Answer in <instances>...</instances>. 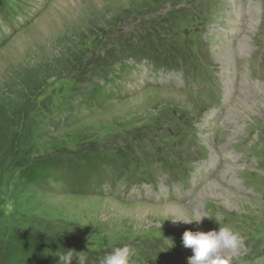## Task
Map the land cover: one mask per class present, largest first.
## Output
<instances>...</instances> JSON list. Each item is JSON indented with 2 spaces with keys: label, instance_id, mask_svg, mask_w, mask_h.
I'll return each instance as SVG.
<instances>
[{
  "label": "rangeland",
  "instance_id": "rangeland-1",
  "mask_svg": "<svg viewBox=\"0 0 264 264\" xmlns=\"http://www.w3.org/2000/svg\"><path fill=\"white\" fill-rule=\"evenodd\" d=\"M10 1L20 11L25 10V19H18V27L13 28L0 14V232L12 235L21 231L32 241L66 240L76 252H85L93 264H100L102 257L125 245L135 249L130 264H140V256L148 257L149 263L156 259L166 264L167 258L177 257L178 262L180 257L167 242L169 237L181 241L183 257L189 259L192 251L189 249L186 255L184 232L218 231V217L226 216L218 226L230 227L243 238L252 231H264V202L242 195L235 185L237 172L248 165L233 163L209 176L198 172L194 181L199 184L190 192V205L163 192L162 200H149L151 188L146 183L138 190V182L156 177L173 185L168 177L171 174L162 173L160 160L173 162L174 171L183 161L193 163L194 169L200 155L196 141L192 142V123L187 119L215 115L213 126L207 130L216 142L241 140L248 148L255 146L252 128L246 127L251 120L256 125L263 121L264 101L239 94L241 76L235 69L237 63L242 66L248 60L256 30L249 26L244 29L245 24L237 28L250 37L246 49L241 50L234 34L228 31L232 29L229 12L211 27L216 37L211 43L215 62L225 61V50L232 44L236 62L223 69L213 65L208 77L189 73L190 78H203L192 86L196 98L202 97L201 104L182 85L177 73L161 77L157 84L151 70L142 64L127 74L120 69L133 51L162 57L158 53L162 48L188 42L184 37L188 29L203 33V28L195 29L193 19L203 25L210 22L212 0ZM257 1L256 5L261 6L264 0ZM262 28L259 25L258 31ZM204 49L207 59L209 51ZM111 72L118 79L122 75V95L103 100L100 106L84 108L95 90L106 85ZM114 82L106 86L107 96ZM172 82L180 85L175 87L169 84ZM241 100L252 108H244ZM60 157L85 167L87 161L90 164L95 159L115 161L119 166L127 162L128 166L114 174L116 178L107 182L105 191H75L56 178L37 180L22 174L23 163L50 162L54 166L53 161ZM69 171L66 167L61 173L68 175ZM208 182L219 183L237 198L233 197L229 205L220 197L202 194ZM182 183L188 185L189 177ZM255 193L264 197L259 187ZM206 201L213 207L211 216L204 211ZM173 203L187 207L189 220L195 213L211 220L205 218L199 225H176L174 217L158 212ZM242 264H264V255Z\"/></svg>",
  "mask_w": 264,
  "mask_h": 264
},
{
  "label": "trees",
  "instance_id": "trees-1",
  "mask_svg": "<svg viewBox=\"0 0 264 264\" xmlns=\"http://www.w3.org/2000/svg\"><path fill=\"white\" fill-rule=\"evenodd\" d=\"M17 6H12L10 0H0V12H5V14H12L14 8ZM171 46V45H170ZM176 48L175 46H172ZM188 52H176L173 56L176 60L181 57L187 56ZM141 57H145L144 52L141 50L133 51L132 55L126 57L127 59L132 58L138 60ZM126 59V60H127ZM166 63L169 64L170 61L166 58ZM122 73H130L131 66L125 65L121 69ZM124 75V74H123ZM121 78V79H120ZM118 79L112 72L106 77V85L98 87L94 94L85 102L84 108H92L95 105L100 106L103 100H106L115 95V92L122 89V75ZM118 79V80H117ZM115 81V82H114ZM112 84L109 92V96L106 94V86ZM118 83V84H117ZM108 84V85H107ZM94 96H97V99H94ZM54 166L48 165L44 162L40 163H23V176L26 178L30 176L36 177L37 180L44 178H56L55 181L61 180L72 190L80 189V192L83 191V188H95L99 186L103 177L110 174H117L121 167H127L128 163L125 162L124 165H117L116 162L109 161L108 163L104 159L99 160L95 159L94 162L88 164L86 162V167L82 166L78 161L73 159H67L60 157L53 161ZM71 168H70V167ZM68 168L70 173L65 175L61 173L62 169ZM70 168V169H69ZM110 175V176H109ZM76 247L66 240L63 239H40L39 241H32L27 236H23L21 231L15 232L12 235H8L6 231L0 232V264H60L57 253H63L68 250H75ZM75 264V260H74ZM86 264H93L89 259L86 258Z\"/></svg>",
  "mask_w": 264,
  "mask_h": 264
},
{
  "label": "clouds",
  "instance_id": "clouds-1",
  "mask_svg": "<svg viewBox=\"0 0 264 264\" xmlns=\"http://www.w3.org/2000/svg\"><path fill=\"white\" fill-rule=\"evenodd\" d=\"M205 218L210 217L201 213H195L190 220L177 219L173 223L183 222L187 224L196 223L199 225ZM221 218L215 221L219 224ZM183 246L192 250L193 255L189 258L188 264H230L231 257L224 255L226 251L235 252L244 244V238L239 232L230 227L220 226L218 231H185L182 237ZM60 264H86L85 252L75 250L57 253ZM135 255V249L125 245L116 247L111 253L100 259V264H130V258Z\"/></svg>",
  "mask_w": 264,
  "mask_h": 264
},
{
  "label": "bare ground",
  "instance_id": "bare-ground-1",
  "mask_svg": "<svg viewBox=\"0 0 264 264\" xmlns=\"http://www.w3.org/2000/svg\"><path fill=\"white\" fill-rule=\"evenodd\" d=\"M223 33V32H222ZM237 45V44H236ZM228 48V47H227ZM240 50V49H239ZM238 51V50H237ZM240 52V51H239ZM238 52V54H239ZM223 53V52H222ZM220 54V53H219ZM223 56V55H222ZM236 57V56H234ZM223 58H221L222 60ZM231 66H235V65H231ZM230 67V65H229ZM234 76V75H233ZM232 77V75H231ZM239 83V82H238ZM233 95V94H232ZM242 96V95H241ZM240 97V96H238ZM175 98H177V96H175ZM232 100V99H231ZM233 101V100H232ZM239 102V101H238ZM237 102V103H238ZM242 104H243V107L244 108H248V109H251L252 107L250 105H248L247 103L245 104L243 100L240 101ZM250 102V101H249ZM236 103V101H235ZM233 103V104H235ZM236 105V104H235ZM245 105V106H244ZM262 105H264L262 103ZM238 106V104H237ZM235 107V106H234ZM239 107V106H238ZM237 107V108H238ZM243 108V109H244ZM240 109V108H239ZM250 111V110H249ZM253 113V112H252ZM209 183V182H208ZM202 194L206 195V196H216V197H220L222 198V200H224L225 204H232L231 202V199L233 197L237 198L236 194L233 193L231 190L223 187L222 185H220L219 183L217 182H212V183H209L208 185H206L205 187H203L202 189ZM212 198V197H211ZM219 199V198H218ZM199 207H200V204H199ZM230 208V207H229ZM194 211V210H193ZM158 212L159 213H162L164 214L165 216L167 217H174L175 220L177 219H185V220H189V214H190V211L187 209V207H183V206H180L179 204H170L167 206H163L162 208L158 209ZM192 212V211H191ZM192 217V215H191ZM176 225H184L186 223H183V222H177L175 223Z\"/></svg>",
  "mask_w": 264,
  "mask_h": 264
}]
</instances>
